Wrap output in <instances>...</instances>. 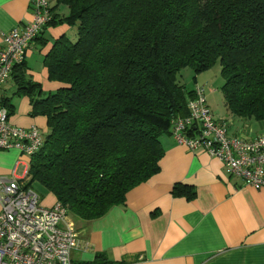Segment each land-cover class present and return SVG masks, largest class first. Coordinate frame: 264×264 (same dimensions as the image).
Returning a JSON list of instances; mask_svg holds the SVG:
<instances>
[{
  "label": "trees",
  "instance_id": "obj_1",
  "mask_svg": "<svg viewBox=\"0 0 264 264\" xmlns=\"http://www.w3.org/2000/svg\"><path fill=\"white\" fill-rule=\"evenodd\" d=\"M50 12L43 33H75L45 56L56 90L27 79L24 64L10 79L31 115L47 119L43 147L27 156V188L38 183L68 215L101 219L160 172L162 138L195 98L179 80L187 68L220 65L227 111L264 120V0H56ZM108 263L100 254L79 264Z\"/></svg>",
  "mask_w": 264,
  "mask_h": 264
},
{
  "label": "crops",
  "instance_id": "obj_2",
  "mask_svg": "<svg viewBox=\"0 0 264 264\" xmlns=\"http://www.w3.org/2000/svg\"><path fill=\"white\" fill-rule=\"evenodd\" d=\"M33 1L0 0V51L6 35L23 30L32 21ZM47 1L51 7L56 4V0ZM60 10L68 14L67 8ZM63 33L75 34L62 27L49 28L26 55L27 79L39 83L46 93L56 90L57 84L49 81L44 59ZM205 81L189 90L198 85L204 88L211 112L219 124L227 126L230 136L257 138L264 134V120L231 115L225 103L222 109L216 102L215 90L209 91V80ZM16 92L13 79L0 90V101L13 107L10 123L22 129L36 127L46 134L47 119L32 116L30 98ZM162 146L165 155L160 172L129 192L124 205L90 222L68 216V223L84 243L82 250L74 253L75 264L93 262L100 254L108 264H264V190L227 175L219 159L204 150L190 152L171 135L162 138ZM29 164L21 151H0V177L26 181ZM21 166L26 171L23 178L17 176ZM176 186L180 190L175 193ZM56 202L51 193L41 199L47 208Z\"/></svg>",
  "mask_w": 264,
  "mask_h": 264
},
{
  "label": "built area",
  "instance_id": "obj_3",
  "mask_svg": "<svg viewBox=\"0 0 264 264\" xmlns=\"http://www.w3.org/2000/svg\"><path fill=\"white\" fill-rule=\"evenodd\" d=\"M32 21L21 31L5 36L0 51V90L16 67L25 63L29 48L51 21L47 0L31 4ZM189 116L177 120L171 136L190 152L206 151L219 159L226 174L256 190H264V134L257 138L230 136L226 125L219 124L211 112L202 86L194 89ZM196 127V134L190 135ZM44 145L40 129H22L10 123L8 110L0 104V151L18 150L25 156L35 154ZM68 213L56 202L47 208L26 181L0 177V264H75L74 253L84 243L68 223Z\"/></svg>",
  "mask_w": 264,
  "mask_h": 264
},
{
  "label": "rangeland",
  "instance_id": "obj_4",
  "mask_svg": "<svg viewBox=\"0 0 264 264\" xmlns=\"http://www.w3.org/2000/svg\"><path fill=\"white\" fill-rule=\"evenodd\" d=\"M201 77V78H200ZM180 82L184 84L188 89L193 88L196 83H201L202 80H204V84L206 83L205 80L207 81V89L209 91L215 90L212 92V95L216 96V102L220 104L222 109L224 108V96L221 91V87L223 86V80L221 77V69L220 65L215 66L214 68L200 73V74H195L192 69L187 68L182 71L181 76L179 78ZM211 89V90H210ZM25 166H21L19 170L17 171V176L20 178H23L25 176ZM33 191L39 195L41 199L46 197V193H48L41 185L38 183H35L33 185ZM77 254V253H76Z\"/></svg>",
  "mask_w": 264,
  "mask_h": 264
},
{
  "label": "bare ground",
  "instance_id": "obj_5",
  "mask_svg": "<svg viewBox=\"0 0 264 264\" xmlns=\"http://www.w3.org/2000/svg\"><path fill=\"white\" fill-rule=\"evenodd\" d=\"M226 129H227V131H228V128H227V126H226Z\"/></svg>",
  "mask_w": 264,
  "mask_h": 264
}]
</instances>
